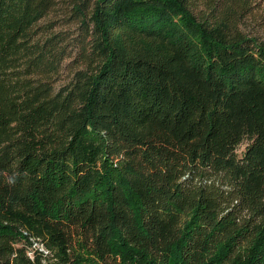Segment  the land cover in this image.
Returning a JSON list of instances; mask_svg holds the SVG:
<instances>
[{
  "label": "trees",
  "instance_id": "trees-1",
  "mask_svg": "<svg viewBox=\"0 0 264 264\" xmlns=\"http://www.w3.org/2000/svg\"><path fill=\"white\" fill-rule=\"evenodd\" d=\"M256 2L0 0V264H264Z\"/></svg>",
  "mask_w": 264,
  "mask_h": 264
},
{
  "label": "rangeland",
  "instance_id": "rangeland-1",
  "mask_svg": "<svg viewBox=\"0 0 264 264\" xmlns=\"http://www.w3.org/2000/svg\"><path fill=\"white\" fill-rule=\"evenodd\" d=\"M253 13L247 15L241 22L240 26L245 32H253L254 34L264 35V0H257L256 4L254 5ZM51 18H55L59 20L64 17V15L60 12L56 14H51ZM59 29H70L74 28L73 26H69V24L65 22L59 23ZM69 62V59L65 60ZM66 74L67 72L64 70L61 76V79L58 83H63L66 81ZM244 145L239 147V151L243 150Z\"/></svg>",
  "mask_w": 264,
  "mask_h": 264
}]
</instances>
